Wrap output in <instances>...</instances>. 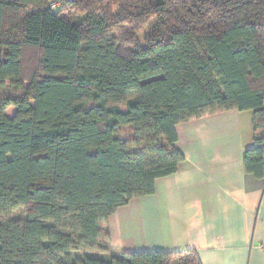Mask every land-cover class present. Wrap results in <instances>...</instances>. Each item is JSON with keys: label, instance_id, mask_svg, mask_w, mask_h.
<instances>
[{"label": "trees", "instance_id": "1", "mask_svg": "<svg viewBox=\"0 0 264 264\" xmlns=\"http://www.w3.org/2000/svg\"><path fill=\"white\" fill-rule=\"evenodd\" d=\"M230 110L255 113L264 180V0H0V264H202L111 254L105 226L180 170L177 125Z\"/></svg>", "mask_w": 264, "mask_h": 264}, {"label": "crops", "instance_id": "2", "mask_svg": "<svg viewBox=\"0 0 264 264\" xmlns=\"http://www.w3.org/2000/svg\"><path fill=\"white\" fill-rule=\"evenodd\" d=\"M254 111L207 114L176 126L180 170L108 220L111 249L193 253L202 264H264V180L248 174Z\"/></svg>", "mask_w": 264, "mask_h": 264}, {"label": "rangeland", "instance_id": "3", "mask_svg": "<svg viewBox=\"0 0 264 264\" xmlns=\"http://www.w3.org/2000/svg\"><path fill=\"white\" fill-rule=\"evenodd\" d=\"M116 7L114 6V8H112V11H115ZM156 19L150 21V23L142 30V32L138 35V40L140 41L141 44L144 45L145 43V39L146 36L149 32V30L155 26L156 24ZM122 37H123V33H121ZM120 51L128 56L131 53V49L129 48H124L121 47ZM38 61H39V54L36 50H27L24 54V58H23V74H22V79L25 83V85L27 86L31 76L33 75L34 71L36 70L37 66H38ZM15 109L14 108H10L7 112H6V116L9 118H12L14 116L15 113ZM122 138L123 139H131L132 138V130L131 129H125L122 132ZM25 218V212L23 210H19L16 212H13L9 215L3 216L1 218V220L3 222H12V221H17V220H23ZM111 254H116L113 251H111ZM117 255V254H116Z\"/></svg>", "mask_w": 264, "mask_h": 264}, {"label": "built area", "instance_id": "4", "mask_svg": "<svg viewBox=\"0 0 264 264\" xmlns=\"http://www.w3.org/2000/svg\"><path fill=\"white\" fill-rule=\"evenodd\" d=\"M55 7V6H54ZM263 249H264V244H262V246H261Z\"/></svg>", "mask_w": 264, "mask_h": 264}]
</instances>
